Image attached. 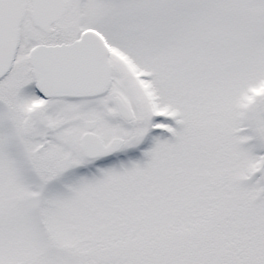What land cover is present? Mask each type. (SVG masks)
I'll use <instances>...</instances> for the list:
<instances>
[{"label": "snow or ice", "instance_id": "obj_1", "mask_svg": "<svg viewBox=\"0 0 264 264\" xmlns=\"http://www.w3.org/2000/svg\"><path fill=\"white\" fill-rule=\"evenodd\" d=\"M0 264H264V0H0Z\"/></svg>", "mask_w": 264, "mask_h": 264}]
</instances>
